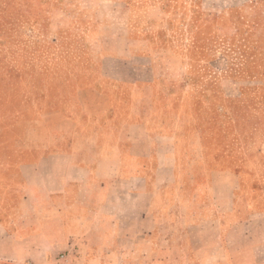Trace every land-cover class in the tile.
Here are the masks:
<instances>
[{
  "label": "rangeland",
  "instance_id": "rangeland-1",
  "mask_svg": "<svg viewBox=\"0 0 264 264\" xmlns=\"http://www.w3.org/2000/svg\"><path fill=\"white\" fill-rule=\"evenodd\" d=\"M103 56L131 60L140 80L131 100L153 107L156 129L179 134L183 180L202 178L203 154L248 183L250 168L264 166V0H0V159L24 134L14 122L68 105L98 79ZM13 200L0 190V203ZM172 214L159 256L149 248L118 264H208L173 255L185 241ZM56 250L0 264H68V249Z\"/></svg>",
  "mask_w": 264,
  "mask_h": 264
},
{
  "label": "crops",
  "instance_id": "crops-1",
  "mask_svg": "<svg viewBox=\"0 0 264 264\" xmlns=\"http://www.w3.org/2000/svg\"><path fill=\"white\" fill-rule=\"evenodd\" d=\"M133 70L130 59L103 56L98 79L68 105L14 122L24 134L0 159V190L14 198L0 203V261H47L60 247L68 264L159 256L160 225L172 212L185 241L174 256L264 264V166L250 168L248 183L203 154L202 178L183 180L179 134L156 129L153 107L131 100L140 83Z\"/></svg>",
  "mask_w": 264,
  "mask_h": 264
}]
</instances>
